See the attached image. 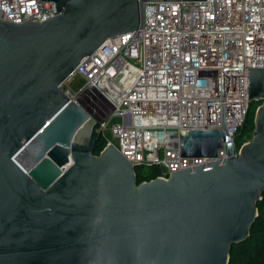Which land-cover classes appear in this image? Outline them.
Listing matches in <instances>:
<instances>
[{
  "label": "water",
  "instance_id": "95a60500",
  "mask_svg": "<svg viewBox=\"0 0 264 264\" xmlns=\"http://www.w3.org/2000/svg\"><path fill=\"white\" fill-rule=\"evenodd\" d=\"M54 17L0 19V264H229L264 194V68H249L252 139L180 133L188 158L227 157L138 184L62 82L102 44L143 28L158 1L43 0Z\"/></svg>",
  "mask_w": 264,
  "mask_h": 264
},
{
  "label": "built area",
  "instance_id": "2783aa9c",
  "mask_svg": "<svg viewBox=\"0 0 264 264\" xmlns=\"http://www.w3.org/2000/svg\"><path fill=\"white\" fill-rule=\"evenodd\" d=\"M54 13L51 1L0 0V19L15 24ZM262 67L264 0L146 2L143 28L107 40L61 88L100 123L102 137L114 135L128 161L168 178L227 157V143L215 158L183 157L182 131L223 130L238 154L249 68Z\"/></svg>",
  "mask_w": 264,
  "mask_h": 264
},
{
  "label": "trees",
  "instance_id": "16d2710c",
  "mask_svg": "<svg viewBox=\"0 0 264 264\" xmlns=\"http://www.w3.org/2000/svg\"><path fill=\"white\" fill-rule=\"evenodd\" d=\"M258 104L259 106L261 105V103L258 102L250 105L246 123L239 130V133H241L236 135L235 145L238 150H240L239 148L246 143L251 135H253L252 131L254 129L255 113L259 107L256 105ZM244 137L246 138L245 140L243 139ZM106 146L107 141H100L96 145L95 155H99ZM160 175L161 172L157 166L137 168L138 184L154 180ZM250 234L246 242L232 246V255L229 264H264V194L262 201L258 204V219Z\"/></svg>",
  "mask_w": 264,
  "mask_h": 264
},
{
  "label": "rangeland",
  "instance_id": "374dc122",
  "mask_svg": "<svg viewBox=\"0 0 264 264\" xmlns=\"http://www.w3.org/2000/svg\"><path fill=\"white\" fill-rule=\"evenodd\" d=\"M262 104V103H261ZM257 107L259 106V104L258 105H256ZM241 133V132H240ZM239 133V134H240ZM238 134V135H239ZM107 138L105 139L104 137H102L101 138V140L100 141H107V139L109 140V141H111L112 142V144H114L115 146L117 145V139L114 137V135L110 132V131H108L107 132V136H106ZM238 137V136H237ZM239 138V137H238ZM237 138V139H238ZM240 139H241V137H240ZM244 140L246 139L245 137L243 138ZM252 139V135L248 138V140L247 141H249V140H251ZM158 169L160 170V172L162 173V171H163V169L162 168H160V167H158Z\"/></svg>",
  "mask_w": 264,
  "mask_h": 264
}]
</instances>
